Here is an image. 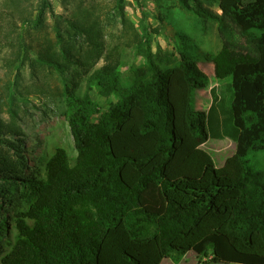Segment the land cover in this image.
<instances>
[{"label": "trees", "instance_id": "16d2710c", "mask_svg": "<svg viewBox=\"0 0 264 264\" xmlns=\"http://www.w3.org/2000/svg\"><path fill=\"white\" fill-rule=\"evenodd\" d=\"M177 1L218 21L221 50L205 56L204 69L186 54L165 68L149 54L131 88L109 51L82 95L67 91L77 155L57 148L45 177L26 185L28 205L15 215L16 236L1 264H163L188 254L203 264H264V0ZM213 3L220 12L205 6ZM49 8L41 0L33 29ZM34 50L32 65L61 70L71 61L51 40ZM93 91L117 101L103 111ZM199 92L210 98L208 110ZM6 101L0 99V196L24 165L12 140L21 135L18 112L13 98ZM5 104L9 123L1 118ZM185 139L194 150L227 139L233 153L215 166L195 163L190 171L198 178L170 179ZM182 164L175 176L191 174Z\"/></svg>", "mask_w": 264, "mask_h": 264}, {"label": "rangeland", "instance_id": "374dc122", "mask_svg": "<svg viewBox=\"0 0 264 264\" xmlns=\"http://www.w3.org/2000/svg\"><path fill=\"white\" fill-rule=\"evenodd\" d=\"M48 1L50 8L42 27L33 29L30 23L37 17L41 0H0V99L6 103L8 98L14 100L11 107L18 112L16 121L21 135L12 140H16L21 151L17 159L24 164L19 177L6 180V191L0 196V264L16 236L15 215L28 205L26 185L45 177L46 163L57 148H65L72 158L77 155L67 118V91L82 95L90 75L104 64L109 51L118 55L121 81L131 88L137 82L136 70L146 65L149 54L164 68L175 65L186 54L204 69L205 56L217 54L224 44L217 20L182 9L177 0ZM205 6L220 12L215 3ZM47 40L71 60L66 68L31 64L30 58L36 56L31 48ZM92 96L103 111L110 102L117 101L100 97L95 91ZM197 96L200 107L208 110L210 98L203 92ZM1 118L7 123L12 121L9 106L4 107ZM184 145L183 157L175 159L168 170L170 179L198 178L199 172L190 171L195 163L215 166L233 153L227 139L200 145L197 150L190 139H185ZM258 158L264 162V154ZM180 164L191 174L175 176L181 170ZM201 262L188 254L179 261L170 258L163 264Z\"/></svg>", "mask_w": 264, "mask_h": 264}]
</instances>
